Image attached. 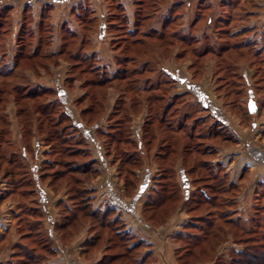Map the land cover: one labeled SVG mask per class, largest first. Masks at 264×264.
Segmentation results:
<instances>
[{
	"label": "trees",
	"instance_id": "16d2710c",
	"mask_svg": "<svg viewBox=\"0 0 264 264\" xmlns=\"http://www.w3.org/2000/svg\"><path fill=\"white\" fill-rule=\"evenodd\" d=\"M107 1L110 2V5L113 3L116 4L117 14L111 12L112 16L116 17L118 20V12H120V21L122 19V23L120 24L111 22L108 26L106 25L107 29L111 28L113 32L115 31L117 33L113 36V42L111 43L112 49H114L113 64H115L114 67H116L115 69L117 70L110 74L109 66H104L102 70L98 68H96V70H91V68L90 70L92 72H89V74H93L95 77L89 80L90 84L88 85H92V88H102L115 83L125 84L122 87L123 90L120 92L122 95L121 101L125 102H118L115 105L111 113V118L113 120L107 127L109 130L103 135L107 138V141H104V146L105 149L108 150V154L113 150L122 153V155L120 153L121 156L119 155L116 159L119 161L121 167L119 168V174L123 176L122 180L125 182V192L127 190L128 194V191L131 193L134 187L138 185V178L135 170L143 168L142 165L144 164L140 152L129 150L130 148L139 150L138 148L143 145V141L140 142V138L139 140H134L130 130L131 118L138 114L137 112H139V109H142L143 101L148 103L147 109H152L154 107V105L151 106V102L163 103V112L160 113L158 111L155 113V118L158 120L157 122L161 124L167 123V129L173 134L185 131V135L190 141L196 138L208 140L210 138L220 137V132L217 129L224 127L225 123V121L217 119L214 116L215 113H212L213 111L205 107L203 111L208 112L214 124H207L206 132H197L199 120L202 119L201 116L195 118L193 123L190 121L191 112H180V104L185 103L182 99L184 93L175 94L169 100V89L177 82V77L167 69H162V67H160L161 61L159 58H156L158 55L156 52L160 49L152 41L156 39L161 42H166L165 37L167 36V32L173 27H180V30H183L184 28H181L184 27L183 23L180 22V24L177 25L176 22L179 21L180 18L178 19V17H180L182 13L186 17L188 16L186 11L188 9L194 12L192 17L189 15L190 21L187 23V27L185 28L186 31L183 30L185 34H181L180 30L175 29L172 30V34H169L168 37L174 38L192 47L193 51L191 52L196 54L197 58L201 59L203 56H208L209 54L221 57L225 54L222 58L225 57V60H227L228 53H239L236 52L239 50L252 53L255 52L254 56H261L264 50L256 46L257 40L251 41L250 39H242V36L247 33L249 29H235L236 27H234L240 24L245 18L243 5L246 0H221L216 6L205 0H199L195 2L194 5H191L190 1L185 4L184 1H178L176 3L172 2L171 5L164 10L158 7V0H133V6L135 8L133 9L132 21L129 19L123 5L120 4L118 0ZM183 4L186 9L184 8V10H181ZM145 6H147L146 8L149 7V9L152 8L154 11H152V13L146 12L148 9H146ZM142 10L143 16L141 15ZM173 10H177V13L172 14L171 12H173ZM180 11H182V13ZM47 12V10L44 11L40 21L36 24H34L32 16V18L27 19L25 22L26 25H31L30 28L23 26V23L21 25L23 29L20 36L30 33L29 36L31 39L28 43H24L21 42L22 38L19 37L18 41H20L19 43L21 45L20 51L24 50L27 46H33L34 42H36L33 52L26 54L29 60H34L35 55L39 54L44 49V51L49 52V55L61 54L67 43L72 44L73 41L76 42L77 34L69 30L66 24L62 25L58 32H54L52 25L49 23ZM26 13L29 12H25L24 15ZM89 13H91V11H89ZM159 14L162 16V25L158 22L155 23V20H153L156 18V15ZM81 22L83 21L81 20ZM151 24H153V26L149 28ZM155 24L160 25L158 30L154 27ZM206 24L207 27L205 31L203 26ZM24 27L29 31L24 32ZM199 29L202 31L197 35L196 33ZM56 35L61 41L67 39L65 40V45H62L59 51H51L50 44ZM215 35L219 37L216 39L218 43L212 40L213 37L215 38ZM124 41H127L126 44L122 43ZM204 41L207 44L205 43L206 45L204 48L199 49ZM128 42L130 44H128ZM136 45L139 46L141 52H145V50L149 49V55L146 57V60H143L144 58L137 59L136 56L130 55L131 51H135L141 56L140 52L136 49ZM75 50L76 52L73 54L69 53V56L73 59H77L83 66L90 64L89 61H100L96 53L92 52L87 54L86 50L83 52L84 49L82 45L77 46ZM153 50H156V52H152ZM82 52L83 54H81ZM178 55L181 56V53H178ZM179 56H177V58H181ZM17 61L18 60L15 62L14 68L0 72V77H14V72L16 71L12 70L18 68ZM262 62L264 63V57ZM75 68L77 69V67ZM236 74L237 73H235V75ZM242 77L244 78L243 75ZM17 87L19 86L17 85ZM42 91L47 95H55L54 91L49 88H43ZM33 93L34 92H29L31 95ZM57 102L56 104L59 105V107L64 105L66 107V104H64L62 100L58 99ZM96 105L97 99L94 100V96H92V99L90 98V102L86 104L81 114H83L84 117L90 114L92 115L95 111L94 106ZM45 106L46 107L40 108L41 110L39 109L45 117L47 116V111H56L55 106L49 107L48 104ZM98 111L99 109L95 114H98ZM153 117L152 114H148V120L143 125V132L145 130H147V132L153 130L150 124L152 121H155ZM203 118L205 119V116ZM78 119L79 118L74 112L68 110V108L59 113L55 132L53 134L56 137V146L50 150L47 155L51 157L59 156L65 159L63 164H65L67 169L56 171L52 178L47 172L46 174L44 173V178H51L52 181H57V183L63 184L66 187L68 183H71L69 187L72 190L70 197L75 201V205H72V207L66 206L68 205L66 203L67 201L62 200L57 203V206L63 207V213L59 221L57 222L48 216V211L47 213L45 211L48 206V196L41 189L40 184V177H43V174L41 176L38 175L39 165L35 162L34 167L31 169V176L33 178L31 184L30 182H24L22 185L18 184L15 186L16 189H13L11 192L13 194L16 191L15 195H18L20 199L23 200H21L22 202H17V210L14 211L11 224L12 228L15 230L17 239L11 242L9 235H6L3 242H0V252L7 246H11L12 254L6 264H51L57 257V250L55 248L56 235H54L55 229L59 232L61 230L62 235H59L60 240L62 237L63 239L65 237H71L72 234L75 235L78 230L82 228L81 220L86 217L93 218L98 222L91 226V229L107 228L113 234V236L105 242L103 256L97 264H150V262L153 261L151 252H140L142 247L147 245L146 242L136 234L128 231L125 222L119 215L118 217L112 218L116 213L114 208H108L105 212L91 210V199L87 192V187H84V180H89L91 175H98L99 170L96 169L93 160L85 162L88 155H86L84 150L80 149L81 146L79 145H82L81 141L90 140V142L95 144L97 150L99 149L98 151H100L101 148L97 145L98 140L96 136L94 135V138L92 136L91 127H95L96 124L90 126L87 125L86 122L88 121H86V119L84 121ZM62 120L69 122L70 130L73 131L69 135H64L63 132L65 130L58 128ZM215 123L217 124L216 126ZM215 127H217L216 130ZM147 132H145L144 136L146 143L150 144L148 137H146L148 135ZM74 134L79 135V139L76 141H74V138L69 139L70 137H74ZM51 138L52 137L49 135L46 142H49L48 140H51ZM173 139L175 141V138ZM160 141L162 142L159 146V153L157 152L153 156L159 168L157 174L151 179L153 187L149 189L146 201L141 207L140 215L142 222L151 227H158L167 223L171 216L178 210H183V208L176 209L175 204L179 203L177 195L180 190L182 191L183 200L179 206H184V211L188 216L181 231L173 236L174 243H179L181 246V248L177 249L175 252V258L178 264H193L192 260L199 254L204 255L202 261H198L199 264L202 262L205 264L209 262L208 260H211V258L212 263L210 264H264V213H260L264 212V206L261 204L262 202L260 200L264 197V182L258 184V188L261 189L262 192L260 194L258 192V195L255 196L257 204L252 211H248V219L245 220L236 208L238 203L237 197L242 187L231 180L229 173L223 169L224 167L220 162H212L209 159L202 160V166L200 167L201 175L196 177L194 181H192L188 175L196 172L197 169L192 166L187 170L185 167L180 166V171L183 173V180L185 182L180 188L179 182L177 183L175 180V163L172 162L175 157L172 155L174 146L172 147L168 139ZM35 144L39 146V141ZM47 144L52 145L50 142ZM25 152L26 150L23 153ZM46 162L45 166L48 167L51 162ZM78 162L81 164H77ZM148 169L149 168L146 167L144 185H146L148 181ZM194 183L197 186L192 188ZM187 186H190V188H187ZM138 195V192H135L131 196L128 195V198L135 200ZM69 200L72 201L71 199ZM169 202H173V205H169ZM203 208L205 212L200 211ZM44 214L48 216V226H44L42 223ZM231 229H236L238 231L230 233ZM230 237L240 246L239 249L231 248L228 258L219 257L218 254V257L215 258L214 255L218 248L226 243ZM235 238H238V241ZM101 239L100 233L97 232L94 237L89 239L86 244L87 248H85L81 254L93 250L99 245ZM133 240L136 241L133 242ZM200 251H202V253Z\"/></svg>",
	"mask_w": 264,
	"mask_h": 264
},
{
	"label": "rangeland",
	"instance_id": "374dc122",
	"mask_svg": "<svg viewBox=\"0 0 264 264\" xmlns=\"http://www.w3.org/2000/svg\"><path fill=\"white\" fill-rule=\"evenodd\" d=\"M19 1L20 2L17 4L16 0H0V72L8 71L9 69L14 68L15 62L18 60V68L12 70L16 71L14 72V77H0V214L2 213L4 216H6L8 223L12 222L14 211L17 210V202L23 200L20 199L18 195H15L16 191L13 194L11 192L13 189H16L15 186L18 184L22 185L24 182H30L31 184L33 181L31 169L34 167L35 162H37L39 165L38 175L41 176L43 174V177H40V184L41 189L48 196V206L45 210L46 213L48 211V216L57 222L59 221V218L63 213V207L57 206V203L62 200L67 201L66 203L68 205L66 206L72 207V205H75V201L70 197V194L72 193L71 188H69L71 183H68V186L66 187L65 185L59 184L57 181H52L51 179L56 171L67 169L65 164H63L65 159L59 156L51 157L47 155V153L56 146V137L53 135L55 132L56 122L58 120L59 113H61L63 110H66V108L74 112V114L79 119H82L83 121L86 119V121H88L86 122L87 125L91 126L96 124L95 127H91V131L93 138L94 135L96 136L98 140L97 145L99 148H101V150L98 151L99 149L97 150L95 144L90 142V140L81 141L82 145H79L81 148L78 147L81 150H84L86 155H88V158L85 160V162H90L93 160L96 169L99 170L98 175H91L89 180H84V187H87V192L89 193V197L91 199V210L93 209L99 212H105L108 210V208H114L116 213L112 218L118 217L119 215L120 218L124 220L125 224L127 221L128 224H130V216L133 215L125 214L126 210L124 208L127 209V206H122L123 209L118 210V207H115L113 202L111 203L108 199L100 196V194H96L97 189L92 188L95 183H101L102 185L106 184L107 178H110L113 174V183L115 187L118 188L120 192V198H122V200H124V198L121 196V194L128 198V195L131 196L133 193L138 192V199L143 196V194L147 196L149 189L153 187V182L151 179L157 174L159 168L153 156L157 152L159 153V146L162 142L160 140L165 141V139H168L170 140L172 147L174 146L172 155L175 157L172 162L175 163V180L177 183L179 182L178 184L180 188L181 185L185 183L183 180V173L180 171V166L185 167L187 170H189V168L192 166L197 169L196 172L188 175L191 180L194 181L196 177L201 175L200 167L202 166V160L209 159L212 162H218L217 159L227 156L229 157L228 162H225L227 165H224L220 162L224 167L223 169L227 171L226 167L228 168L229 164L232 163L231 160H234V162L236 161V159H233V154L235 153H239L241 155L246 153L249 154L248 151L254 149L264 155V63L262 62L264 51H262L261 56H254L255 52L252 53L245 50H239L236 51L239 53H228L227 60H225V57L222 58L225 54L221 57H216L209 54L208 56H203L200 59L196 57V54L191 52L193 51L192 47H189L188 45L174 38L168 37L169 34H172V30H180V27H173L171 30L169 29V32H167V36L165 37L166 42H161L156 39H154L155 41H152L160 49L157 52L156 50L152 51L158 53L156 58H159L161 61L160 67H162V69H167L177 77V82H175L171 86V89H169V100L175 94L184 93L182 99L185 101V103L182 102L184 104H180V112H191L190 121L193 123L195 118L201 116L202 119L199 120L197 132H206L207 124H214V121L212 120V117L208 115V112L203 111L205 107L213 111L212 113L216 114H214V116L217 119L225 121L224 127L217 129L220 132V137L210 138L208 140L196 138L193 141H190L185 135V131H180L176 134H173L167 129V123L161 124L157 122L158 120L155 118V113L158 111L160 113L163 112V103L151 102V106L154 105V107L152 109H147L148 103L143 101L142 109H139V112H137L138 114L131 118L132 122L130 124V130L134 140H139L140 138V142L143 141V145L140 147L141 149L138 148L140 151L136 150L135 148H130L129 150L140 152L144 164L142 165L143 168L135 170L136 176L138 178V185L135 186L136 188L134 187L131 193L128 191L127 194V190L125 192V182L122 180L123 176L119 174V168L121 167L119 161H117L118 159H116L121 152L113 150L114 152L112 151L109 152L110 154H108V150L105 149L104 146V141H107V138L105 135H103L109 130L107 127L113 120L111 118V113L113 112L115 105L118 102H125L121 101L122 95L120 93L123 90L122 87L125 84L123 85V83H115L102 88H96L94 86V88H92V85H88L90 84L89 80H92L95 77V75L89 74V72H92L91 70H96V68L102 70L104 66L110 67V74L117 70L115 69L116 67H114L115 64H113L114 49H112L111 46V43L113 42L112 40L114 38L113 36H115L117 33L115 31L113 32L111 28H106V25L108 26V24L111 22L116 24L122 23V19L120 21L119 16L121 15L120 12H118V20L111 14V12L117 14L116 4L113 3L110 5V2L106 0L107 12L106 14L100 13L99 17H94L91 7L87 6V8H84L82 5H78L80 7V13L78 16H72V20L74 19L76 25L81 28L79 29L81 31H76L68 27L69 30L74 31L77 34V39L75 40L76 42L73 41L72 44L67 43L65 45V40L67 39L65 37L66 39H63L62 41L60 40L59 45L56 44L58 46L56 48L54 47L53 40L50 44L51 51H59L60 47L65 45L61 54L49 55V52L44 51V49L39 54L35 55L34 60H29V58L27 59L26 54L33 52L36 42H34L33 46H27L24 50L20 51L21 45L19 43L20 41H18L19 37L22 38L21 42L24 43H28L31 38L29 36L30 33L20 36L23 28H19L18 24L23 23V26L30 28L31 25H26L25 21L29 18H32L33 16L32 13H26L25 15L24 13H16V8L23 5L22 2L24 0ZM178 1L179 0H158L159 6H157L164 10L168 8L172 2L176 3ZM252 2H250V0L245 1L243 5L245 7V18L240 24L234 27H236L235 29H249V31H247V33L242 36V39H250L251 41L257 40L256 46L264 50V33L259 36L257 30L250 28L251 24H255V21L260 16L259 10H261L260 6H253ZM185 3L186 1L184 0V4ZM184 4L183 7H181V10H184L185 8ZM24 7L25 6L22 7L23 10H25ZM146 7L147 6H145V8ZM263 7L264 6H262V8ZM132 8L134 9L135 7L132 6ZM22 9L20 8V10ZM146 9H148V11H146L148 13H152V11H154L152 8L149 9V7ZM89 11H91V13H89ZM180 12L182 13V11ZM192 12L194 11L192 10ZM171 13L176 14L177 10H173ZM141 15L143 16V10ZM181 15L178 17V19H180L178 22H176V24L178 25L180 22H182L184 27L181 28H184L183 30L186 31V16L183 15V13ZM81 20L83 22H81ZM153 20H155V23L158 22L160 25H162L161 21L163 20L160 14L156 15V18ZM159 24L154 25L157 30L160 28ZM151 26H153V24H151L149 28ZM25 27L23 31H29ZM203 27L206 31L207 24ZM183 30H180L181 34H185ZM199 30H197V35L202 31L201 29ZM94 37L97 41L98 47V54H96L98 55L100 61H89L90 64L83 66L77 59H73L69 56V53L73 54L76 52L75 48L79 45H82L84 49L83 52L86 50L87 54H89V50L92 48L91 46H93ZM217 38H219L218 35H215V38L213 37L212 40L217 42ZM126 42L127 41H124L122 43L126 44ZM205 43L206 42L204 41L203 44L200 45L199 49L204 48V46L207 44ZM128 44L130 43L128 42ZM136 49L140 52L141 56L135 51H131L130 55L136 56L137 59L144 58L143 60H146V57L149 55V49L145 50V52H141L139 46L137 45ZM83 52L81 54H83ZM178 53H181V56H179ZM106 54L108 55L107 57L102 56H105ZM177 56L181 58H177ZM75 67H77V69ZM235 73L237 74L235 75ZM17 85L19 87H17ZM43 88L52 89L55 95H47L42 91ZM29 92L34 93L31 95ZM92 96H94V100L97 99V105L94 106L95 111L92 113V115H85L86 117H84L81 113L84 110L86 104L90 102V98L92 99ZM58 99L62 100V102L66 104V107L65 105L59 107V105L56 104ZM249 100H252L255 103V114H251L248 111ZM47 104L49 107L55 106L56 111H47V116L45 117L42 115L40 108L46 107L45 105ZM98 109V114H95ZM149 113L154 116L153 118H155V121L150 123L153 130L149 132L145 130L143 132V125L147 122ZM204 116L205 119L203 118ZM216 125L217 124L215 123V126ZM58 128L65 130L63 132L64 135H69L71 132H73L70 130L69 122L65 120L60 122ZM216 128L217 127H215V130ZM145 132L148 133L146 137H148L150 144L146 143L144 136ZM136 134H138V136H136ZM49 135L52 138L48 141L52 143V145H49L47 144L49 142H46ZM72 138H74V141H76L79 139V135L74 134V137H70L69 139ZM173 138H175V141ZM37 141H39V146H36L35 144ZM25 150L26 152L23 153ZM249 155L252 156L251 153ZM103 157L105 162L104 159H102ZM46 161L51 162L48 167L45 166ZM77 164L81 163L78 162ZM146 167L149 168V176L146 185H144L146 178ZM261 169H264V163L263 168ZM46 172L51 178H44V173L46 174ZM249 178L250 177L247 174L243 177V181L245 182ZM192 186V188H195L197 185L194 183ZM187 188H190V186H187ZM241 192L242 188L237 198L240 197ZM258 192L260 194L262 190L257 186V190L254 194L251 190L250 192L244 193V196L241 195L242 198L237 199V201L239 200L240 202L237 203L236 208L239 210V213L241 212V216L245 220L248 219V211H252L257 204L255 196L258 195ZM251 194L253 195V200L250 198ZM177 197L179 203H175L176 209L183 208V210H178L172 216L181 215L187 217L188 215L184 211V206H179L183 200L182 191H178ZM260 200L262 202L260 203L264 206V197ZM133 202L134 201L132 199L125 200L126 204ZM173 202H169V205L171 204L172 206ZM131 206L133 207V205ZM200 211L205 212V209L203 208ZM121 213H124L123 216ZM260 213L263 214L264 212ZM46 215L47 214H44L42 222L44 226H48V216ZM95 223H98L95 219L86 217L85 219L81 220L82 228L79 229L75 235L72 234V236L70 235L71 237H65L64 239L61 236V240L59 238V235H62L61 230L59 232L55 229V244L58 243V238L63 245L60 243L59 244L61 246H65L64 250L66 257L61 256V259H63L65 262H74V264L98 263V261L103 256L105 242L110 239L113 234L107 228H96L94 230L91 229V226H93ZM179 223L180 222H178V225ZM165 224L166 223L160 226ZM129 227L131 226L129 225ZM127 230H130L128 225ZM132 230L135 231V228ZM237 231L238 230L236 229H231L230 233ZM97 232H99L102 237L99 245L93 250H89L88 252L81 254V252L87 248L86 244L89 239L94 237ZM236 240L238 241V238ZM135 241L136 240H133V242ZM161 241L162 245L157 247L156 254L158 257L162 258L164 263L168 261V259V262H170L171 253L169 248H174L173 256L176 257L175 252L177 249L181 248V246L179 243H174L173 238H169L166 235L161 238ZM79 243L80 246L78 245ZM236 245L237 244L231 237L228 238L226 243L222 244L218 248L214 257H218V254L219 257L222 256L228 258L230 249L236 248ZM78 246L81 248V251H77L76 248ZM239 247L236 249H239ZM149 248L150 247L148 245H145L142 247L140 252L142 253V251H147ZM200 252L202 253V251ZM203 258L204 255L199 254L194 258V260H192V263L199 264L198 261L201 262ZM164 259L166 261H164ZM208 261L209 262L205 264L212 263V258ZM200 264H204V262Z\"/></svg>",
	"mask_w": 264,
	"mask_h": 264
},
{
	"label": "crops",
	"instance_id": "0c3cea01",
	"mask_svg": "<svg viewBox=\"0 0 264 264\" xmlns=\"http://www.w3.org/2000/svg\"><path fill=\"white\" fill-rule=\"evenodd\" d=\"M16 1H17V4L20 2L19 0H16ZM179 1H184V0H179ZM185 1L186 2L191 1V5H194L195 2H198L199 0H185ZM200 1H203V0H200ZM205 1L210 2L212 5L216 6L221 0H205ZM118 2L123 5L126 14L128 15L129 19L132 21L133 20V8H132L133 0H118ZM250 2H252L253 6L255 7L260 6L261 8V10H259L260 16L255 21V24L252 23L250 26V28L257 30L259 36H261L264 33V7L262 8V6H264V0H250ZM22 3L23 5L18 6L16 8L15 10L16 13L17 12L21 14L25 12L32 13L34 24L40 21V18L43 15L44 11L47 10L48 20H49V23L52 25L54 32H58L60 27L65 24L71 29H74L76 31L79 30V27L76 25V22L74 21V19L72 20V16H75V15L78 16L80 13L79 12L80 7L78 5L80 6L82 5L84 8H87V6L91 7L92 8L91 11L93 12L94 17L96 16L99 17L100 13L106 14L107 12L106 0H24ZM23 6H25L24 7L25 10L22 9ZM20 8L22 10H20ZM186 11L188 13V16L186 17V23H188L190 21L189 15L192 16L193 12L192 10H188V9ZM20 24H18L19 28L21 27ZM263 43H264V34H263ZM53 44H54V47L56 48L58 47L57 45L60 44V39L57 38V35L54 38ZM91 47L92 48L89 50V53L95 52L98 54L97 41L95 40V37L93 38V46ZM102 56L107 57L108 55L106 54L105 56L104 55ZM248 152L249 154L251 153L252 156L249 155L248 153L244 155H241L239 153L233 154L234 155L233 159H236V161L234 162V160H231L232 163L229 164V167H228L229 169L226 167L227 172L229 173V176H231L230 177L231 180L241 185L242 187V192L239 198H242L241 195L244 196L243 195L244 193L250 192L251 190L254 194L257 190L258 184L264 182V174H263L264 169H261L263 168L264 155L262 153L257 152L254 149H251ZM226 157L217 159V161L221 162L224 165H227L225 162H228L229 157L227 158ZM102 159H104V157ZM104 162H105V159H104ZM247 174L250 178L244 182L243 177ZM112 175L110 178L109 177L107 178L106 184L102 185L101 183H98V184L95 183L92 189H97L96 194H100V196H103V198L108 199L111 203L113 202L115 204V207L116 206L118 207V210L120 209L122 210L123 209L122 206H127V209L124 208L126 210L125 214L126 215L133 214V215L130 216L131 218L129 217L130 224H128V221H127L126 226L128 225V228L130 229L129 231L133 234H136L141 239H143L146 242V244L150 247L149 250L147 251L151 252V256L153 258V261L151 262V264H177V262L175 261V257L173 256V253H174L173 247L169 248L170 253H171L170 254L171 260L170 262H168L169 259L168 261L164 259V261H166L165 263L162 261L161 257L157 256L156 249L157 247L162 245L161 238L164 237V235H166L169 238H173L175 234L181 231L182 226L187 220V217L181 216V215L172 216L165 225L160 226V227L159 226L151 227V226L146 225L145 223L142 222L141 215H140L142 204L146 201L145 194H143V196H141L139 199H138V196H139L138 195L137 199L135 200L132 199L134 201L133 203L126 204L125 200H128V199L131 200V198H127L123 194H121V196L124 198V200L120 198V192L113 183L114 177ZM250 198L252 200L254 199L252 194ZM239 202L240 201L238 200V203ZM131 205H133V207ZM123 214L124 213H121L122 216ZM178 222H180L179 225H178ZM11 223L12 222H9V223L7 222V218L6 216H4V214L2 213L0 214V242L1 241L3 242L6 235H9L11 242H14L17 239L15 230L14 228H12ZM129 225L131 227H129ZM134 228H135V231L132 230ZM55 242H56V239H55ZM57 242L58 243L55 244V248L57 250V257L51 262V264H74V262H69V261L65 262L63 259H61V256L66 257L65 250H64L65 246H61L63 244L60 242L58 238H57ZM78 245L80 246V243ZM79 246L76 248L77 251H81V248ZM237 247L239 246L236 245V248ZM11 254H12V250H11V246L9 245L3 251L0 252V264H6L9 261Z\"/></svg>",
	"mask_w": 264,
	"mask_h": 264
},
{
	"label": "water",
	"instance_id": "95a60500",
	"mask_svg": "<svg viewBox=\"0 0 264 264\" xmlns=\"http://www.w3.org/2000/svg\"><path fill=\"white\" fill-rule=\"evenodd\" d=\"M248 111L251 114H255L256 113V106H255L254 101H252V100H249V102H248Z\"/></svg>",
	"mask_w": 264,
	"mask_h": 264
},
{
	"label": "flooded vegetation",
	"instance_id": "af4514ba",
	"mask_svg": "<svg viewBox=\"0 0 264 264\" xmlns=\"http://www.w3.org/2000/svg\"><path fill=\"white\" fill-rule=\"evenodd\" d=\"M136 136H138V134H136Z\"/></svg>",
	"mask_w": 264,
	"mask_h": 264
}]
</instances>
